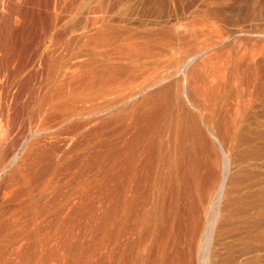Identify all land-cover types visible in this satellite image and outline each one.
<instances>
[{"label": "bare ground", "instance_id": "bare-ground-1", "mask_svg": "<svg viewBox=\"0 0 264 264\" xmlns=\"http://www.w3.org/2000/svg\"><path fill=\"white\" fill-rule=\"evenodd\" d=\"M225 1L0 0V264H264V4Z\"/></svg>", "mask_w": 264, "mask_h": 264}, {"label": "rangeland", "instance_id": "rangeland-1", "mask_svg": "<svg viewBox=\"0 0 264 264\" xmlns=\"http://www.w3.org/2000/svg\"><path fill=\"white\" fill-rule=\"evenodd\" d=\"M246 1H247V3H246ZM262 4H264V0H238L236 4L234 3L233 0H226L225 1V5L223 6V7H225V8H223L224 9V14L221 17V19H219V22H220L219 26H221L222 29L224 28L223 29L224 31H225V29L228 31L229 28L233 25V23H231V22H229L227 20V17L229 15H232L234 13H239V12L245 14V13L248 12L247 18L244 17L245 18L244 19V18L241 17L235 23L238 26L243 27V28H248V27L249 28H253V27L254 28H259L258 26L254 25L252 23V21H253L254 17L258 16V14L260 13L261 8H262ZM225 9H227V10H225ZM234 11H237V12H234ZM251 25H252V27H251ZM261 28L264 30V27H261ZM209 46L208 45L203 46V47H205L207 49V53L206 54L204 53L205 55H202V58H204V59H207V58L208 59H212L210 61V64H209V70H208L209 72L208 73H214L216 71V69L220 70L222 68L221 66L223 65V61L225 62V57H223L224 58L223 60H222L221 57L216 58V55L214 53L217 54L216 51H219L218 49L222 48L225 45L223 44L221 47L218 46V47H214L213 49H211L213 47V45L212 46L209 45ZM219 63L222 64V65L219 66ZM261 73H264L263 70L261 71ZM211 78H209V79H211Z\"/></svg>", "mask_w": 264, "mask_h": 264}]
</instances>
